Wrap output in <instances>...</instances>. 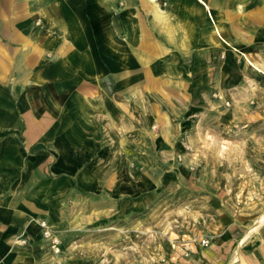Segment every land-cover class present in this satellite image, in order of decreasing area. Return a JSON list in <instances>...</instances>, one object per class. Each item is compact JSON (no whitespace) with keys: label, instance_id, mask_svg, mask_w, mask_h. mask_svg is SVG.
<instances>
[{"label":"crops","instance_id":"1","mask_svg":"<svg viewBox=\"0 0 264 264\" xmlns=\"http://www.w3.org/2000/svg\"><path fill=\"white\" fill-rule=\"evenodd\" d=\"M203 1L0 0V264H35L39 222L66 224L83 195L142 194L143 151L168 129L162 92L188 91L213 56L226 71L243 32L257 39L254 4ZM260 239L213 259L264 264Z\"/></svg>","mask_w":264,"mask_h":264},{"label":"rangeland","instance_id":"2","mask_svg":"<svg viewBox=\"0 0 264 264\" xmlns=\"http://www.w3.org/2000/svg\"><path fill=\"white\" fill-rule=\"evenodd\" d=\"M244 2L245 12L254 4L264 17V0ZM261 18L257 39L242 33L241 53L233 52L226 71L220 67L223 58L213 56L209 69L197 63L188 91L173 97L162 92L159 103L168 129L157 137L163 140L160 150L144 146L142 194L83 195L78 204L71 203L66 224L51 226L60 240L59 252L38 250L35 264H225L213 259L227 252V247L219 251L218 244H262ZM210 20L214 23L211 14ZM214 34L225 43L218 30ZM233 43L214 51H235L229 46ZM140 170L115 169L116 176ZM202 240L208 244L202 245ZM241 249L252 250L246 244Z\"/></svg>","mask_w":264,"mask_h":264},{"label":"built area","instance_id":"3","mask_svg":"<svg viewBox=\"0 0 264 264\" xmlns=\"http://www.w3.org/2000/svg\"><path fill=\"white\" fill-rule=\"evenodd\" d=\"M39 227L41 230V237L47 242L48 247L50 250H52L54 253L59 252L60 250V240L58 235L56 234L55 229L48 225L45 221L39 222ZM19 241H17L18 243ZM20 243L24 244V241H20ZM201 244L206 246L208 244V241L202 240Z\"/></svg>","mask_w":264,"mask_h":264},{"label":"bare ground","instance_id":"4","mask_svg":"<svg viewBox=\"0 0 264 264\" xmlns=\"http://www.w3.org/2000/svg\"><path fill=\"white\" fill-rule=\"evenodd\" d=\"M149 1V0H148ZM151 1H153V0H151ZM204 5V4H203ZM156 6V5H155ZM177 10H178V8H177ZM161 12V11H160ZM156 13V12H155ZM158 13V12H157ZM157 19H158V17H157Z\"/></svg>","mask_w":264,"mask_h":264}]
</instances>
